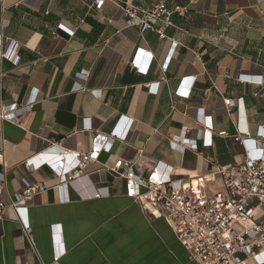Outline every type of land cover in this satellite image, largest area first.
Returning a JSON list of instances; mask_svg holds the SVG:
<instances>
[{
	"label": "crops",
	"instance_id": "obj_1",
	"mask_svg": "<svg viewBox=\"0 0 264 264\" xmlns=\"http://www.w3.org/2000/svg\"><path fill=\"white\" fill-rule=\"evenodd\" d=\"M118 1L158 0H106L99 10L94 0H0V111L16 104L14 120L0 117V199L26 181L43 186L28 202L30 233L4 209L0 264H200L107 166L139 157L138 173L157 166L188 178L214 169L207 156L221 165L244 157L237 126L255 136L264 121L260 86L239 79L264 77V0H168L186 11L164 38L129 26ZM226 98L238 107L228 112ZM202 111L213 145L173 147L174 135L205 129ZM95 146L97 160L77 168L71 152ZM254 204L264 220V203Z\"/></svg>",
	"mask_w": 264,
	"mask_h": 264
},
{
	"label": "built area",
	"instance_id": "obj_2",
	"mask_svg": "<svg viewBox=\"0 0 264 264\" xmlns=\"http://www.w3.org/2000/svg\"><path fill=\"white\" fill-rule=\"evenodd\" d=\"M105 1L94 0V8L102 9ZM117 4L129 26L138 27L142 32L156 31L161 38L166 37L167 27L175 25L172 15L186 11L182 6H170L168 0H158L150 7L124 1ZM239 79L254 81L260 86L258 94L264 96L263 76H243ZM154 88L153 85L151 89ZM36 99L37 94L29 105L32 106ZM224 101L228 112L238 107V101L234 98ZM15 108L16 104L11 105L10 109L1 110L0 117L14 120ZM200 116L205 129L194 139L174 135L171 139L173 147L197 151L198 140H202L205 146L213 145L212 133H209L213 129L211 117L204 111ZM88 126L91 129L92 124ZM188 130V127H184V134ZM218 134L230 135L226 130ZM233 138L245 146L244 157L221 165L214 157L207 156L215 165L214 169L188 178L166 175L157 166L145 173H138L135 165L139 157L119 158L114 165L107 166L115 177L124 179L126 196L151 215L163 218L189 252L190 258L200 264H251L250 259H254L255 264H264V220L258 218L254 204L255 199L264 203V121L257 125L255 136L249 127L238 125ZM100 151L101 148L95 146L88 152L71 153L78 160V168L96 161ZM76 167L61 174V185L77 175ZM42 188L40 184L33 185L26 181V186L16 192L10 202L0 199V217L7 206H12L27 233H30L28 202ZM95 196L100 197L101 193L97 192Z\"/></svg>",
	"mask_w": 264,
	"mask_h": 264
}]
</instances>
